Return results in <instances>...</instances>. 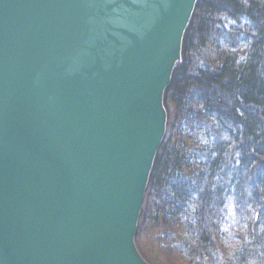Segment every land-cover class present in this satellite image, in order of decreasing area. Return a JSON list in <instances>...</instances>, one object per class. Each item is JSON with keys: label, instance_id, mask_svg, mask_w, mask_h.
Wrapping results in <instances>:
<instances>
[{"label": "water", "instance_id": "water-1", "mask_svg": "<svg viewBox=\"0 0 264 264\" xmlns=\"http://www.w3.org/2000/svg\"><path fill=\"white\" fill-rule=\"evenodd\" d=\"M197 0H0V264H147L134 238Z\"/></svg>", "mask_w": 264, "mask_h": 264}, {"label": "trees", "instance_id": "trees-1", "mask_svg": "<svg viewBox=\"0 0 264 264\" xmlns=\"http://www.w3.org/2000/svg\"><path fill=\"white\" fill-rule=\"evenodd\" d=\"M163 107L139 255L147 264H215L231 239L245 245L244 264L264 244V0L196 1Z\"/></svg>", "mask_w": 264, "mask_h": 264}, {"label": "clouds", "instance_id": "clouds-1", "mask_svg": "<svg viewBox=\"0 0 264 264\" xmlns=\"http://www.w3.org/2000/svg\"><path fill=\"white\" fill-rule=\"evenodd\" d=\"M227 249V255L223 252L217 251L215 257V264H239L240 253L243 251L245 245L240 241L227 239L224 241ZM250 255L247 256L244 264H264V244H259L250 249Z\"/></svg>", "mask_w": 264, "mask_h": 264}, {"label": "bare ground", "instance_id": "bare-ground-1", "mask_svg": "<svg viewBox=\"0 0 264 264\" xmlns=\"http://www.w3.org/2000/svg\"><path fill=\"white\" fill-rule=\"evenodd\" d=\"M192 16V15H191ZM191 19V18H190Z\"/></svg>", "mask_w": 264, "mask_h": 264}]
</instances>
